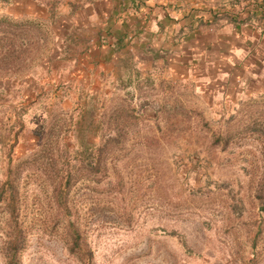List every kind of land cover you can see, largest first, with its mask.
I'll return each mask as SVG.
<instances>
[{
	"label": "rangeland",
	"instance_id": "obj_1",
	"mask_svg": "<svg viewBox=\"0 0 264 264\" xmlns=\"http://www.w3.org/2000/svg\"><path fill=\"white\" fill-rule=\"evenodd\" d=\"M254 1L143 0L195 18L170 44L116 0H0V264H264L262 19L225 14Z\"/></svg>",
	"mask_w": 264,
	"mask_h": 264
},
{
	"label": "trees",
	"instance_id": "obj_2",
	"mask_svg": "<svg viewBox=\"0 0 264 264\" xmlns=\"http://www.w3.org/2000/svg\"><path fill=\"white\" fill-rule=\"evenodd\" d=\"M128 5L130 8H127ZM120 6L123 7L120 8ZM116 7L117 8H113L111 14L115 15V17L119 19V23L124 27L125 31L129 30L130 32H132L134 28L140 29L142 25L140 24V22H142L143 19L146 20L147 18L155 19V23L158 27L159 32H164V34L168 35V41L170 44L180 41L182 37L186 38V36L191 33V31H195V18L192 15L189 16V14H187V17H173L170 12L165 11L163 12V14L158 16L157 11H154L153 8H151L150 6H145V8L142 9V7H144L143 0H128V2H126V0L125 2L124 0H116ZM119 9H121V11L122 9H124L125 11H123V13L125 12V14H123ZM158 11L161 10L159 9ZM215 13L216 12L214 11L210 14L211 16H214ZM225 14L227 15L226 17L229 19V22L232 23L231 27H233V29L237 31V33L238 31H241L240 33L247 31V24L244 23L246 18H250L252 16L261 17L262 28L258 36L252 34L249 36V38H252L249 39L252 42L250 43V46L247 47L246 45V52L244 56L245 58H242V60H249V64L247 62L246 64L252 67L255 65L264 66V57H262L264 56V54H260L263 52H260L261 47H264V7L260 5L259 2L254 1L252 3H247L242 6H234L232 9L227 10ZM199 16L201 17L199 21L205 18L204 16ZM205 21L211 22L212 19L210 17H207V20L205 19ZM242 23L244 24L242 25ZM184 32H187V34H184ZM162 48L163 47H161V49ZM206 50L207 49H205V51ZM95 160L97 161L98 165L100 158L97 156ZM9 179H7V183L5 185H2V187L0 188V201H4V203H6L5 205L9 208V212L12 215L13 221L15 223L16 217L18 215L17 202L15 198L16 192L14 191L13 186L11 185L12 183L9 181ZM5 186H8V188H5ZM19 239L20 238L17 234V236L9 242V247L16 248Z\"/></svg>",
	"mask_w": 264,
	"mask_h": 264
},
{
	"label": "crops",
	"instance_id": "obj_3",
	"mask_svg": "<svg viewBox=\"0 0 264 264\" xmlns=\"http://www.w3.org/2000/svg\"><path fill=\"white\" fill-rule=\"evenodd\" d=\"M155 24V26H157L156 25V23H154ZM203 54H205V53H201L200 54V56H202ZM177 57H179V59L181 60V61H185L186 62V64L189 62V61H191V59H192V57L191 56H189V58L187 59V60H185V58H183V57H181V56H177ZM224 59H230V58H225V57H220V56H215V57H212V58H206L205 57V55L203 56V60H204V62H206V63H208V64H210V63H219V61L220 60H224ZM172 60V59H171ZM173 60H175V59H173ZM242 62V58H241V60L239 61V62H237L238 64L239 63H241ZM232 63H235V62H232ZM223 71L221 70L220 71V73H219V77H222L223 75H224V73H222ZM226 75H229V73L227 72L226 73ZM237 78H240V76H239V74L236 76Z\"/></svg>",
	"mask_w": 264,
	"mask_h": 264
}]
</instances>
